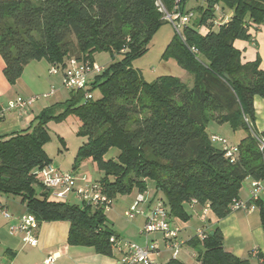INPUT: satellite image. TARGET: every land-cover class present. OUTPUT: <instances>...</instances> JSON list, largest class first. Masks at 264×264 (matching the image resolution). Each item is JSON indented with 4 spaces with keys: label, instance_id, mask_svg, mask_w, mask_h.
Returning a JSON list of instances; mask_svg holds the SVG:
<instances>
[{
    "label": "trees",
    "instance_id": "obj_1",
    "mask_svg": "<svg viewBox=\"0 0 264 264\" xmlns=\"http://www.w3.org/2000/svg\"><path fill=\"white\" fill-rule=\"evenodd\" d=\"M188 1L161 0L169 11L177 5L183 13L193 12L187 10ZM199 1L204 6L197 7L194 21L165 51L193 77L188 87L173 76L147 82L133 68L167 23L157 0H0V54L12 86L36 60L51 66L72 58L94 63L101 52L114 60L87 88L99 90L100 99L70 91L68 100L45 108L25 130L0 137V195L20 197L38 224L68 221L71 246L112 255L110 238L117 235L104 209L57 200L34 174L52 165L45 152L48 122L72 114L79 120V135L87 138L72 173L91 159L104 174L94 184L109 198L135 190L145 194L150 179L170 218L188 222L191 204L208 206L218 220L230 215L246 179L264 181V151L257 140H264V131L257 132L255 118V98L264 99V69L260 55L246 62L235 47L237 40L250 41L252 31L264 27V0ZM228 12L229 21L215 31L217 18ZM211 120L246 132L237 145V162L212 141ZM114 148L118 158L105 160ZM256 205L264 230V206L261 201ZM212 232L188 242L198 250V264H251L226 250L220 228Z\"/></svg>",
    "mask_w": 264,
    "mask_h": 264
},
{
    "label": "crops",
    "instance_id": "obj_2",
    "mask_svg": "<svg viewBox=\"0 0 264 264\" xmlns=\"http://www.w3.org/2000/svg\"><path fill=\"white\" fill-rule=\"evenodd\" d=\"M225 15L230 17L231 13L228 12L225 13ZM201 31L204 32L205 29L202 28ZM241 42L244 43L239 40L235 42V47L239 49V51H242L241 48L243 47ZM244 44H248L249 49L254 47L256 49V54L259 55L261 53L263 57L264 27L261 26L257 28L255 32L252 31L251 41ZM245 51L246 49L242 51L245 61H252V58L246 57ZM4 66L5 64L0 54V99L7 97V94L12 91L13 87L5 78L3 73ZM261 68L264 69V57ZM258 102V98L256 97L255 104ZM55 104H58V102H51L47 107ZM0 105V112H3V110L6 109L5 104L0 102ZM32 117V110L30 111L29 107L11 111L4 110L3 117L0 118V137L25 130L29 127ZM75 173L79 176L81 175L76 171ZM252 181L253 179L247 178L240 192V199L249 203H251ZM139 195L140 194L137 193L133 202H128L129 204L127 205L130 207ZM157 199L158 198H155L151 201L146 199V201L140 205L143 215H139L130 223H126L125 227L121 223L117 224V222H120V216L114 210H111L109 212L110 215H106V217L113 222L112 225H109L111 228L113 226V231H117L116 235L118 237L136 243L142 247L156 242L159 245V251L153 254V258L162 264H168L172 261V252L167 248L163 235L155 233L146 238L141 234L142 227L146 220L145 217H147L151 209L156 205ZM259 201H261L264 206V192L260 195ZM7 204V199L4 200L3 197H0V206L5 207L8 206ZM24 208V214H26V207L24 206ZM188 211L191 213L192 218L195 216L194 218L198 219L200 224V226L195 228L194 235L189 234L187 237H183V233L191 229L189 225L192 218L188 222H183L179 218H170L171 225L178 226L182 230L180 233V240L184 243L183 249L186 245H189L188 242L192 238H195L197 230H204L208 234L209 232L212 233V231L218 227L223 233L224 246L227 251L233 253L240 259L250 260L251 264L264 263V230L261 224L258 206L255 211L231 213L221 220H218L210 210L207 214H204V209L196 204H191ZM24 214L19 213L13 215L14 218L11 219L12 221H9L8 228L0 227V264H45V261L50 257L54 259L52 264H117V255L114 252L111 256H105L97 254L91 247L71 246L68 242L70 230V223L68 221L43 222L39 224V228L35 233L38 241L37 245L30 246L24 243L20 235L16 236L10 233L11 226L16 224V222H18V217ZM159 234L162 236L161 239H159ZM194 251L192 258L196 259L197 252L195 249ZM255 252L258 256L253 254ZM259 257L262 258L259 259ZM177 261L184 264L183 260L177 258Z\"/></svg>",
    "mask_w": 264,
    "mask_h": 264
},
{
    "label": "rangeland",
    "instance_id": "obj_3",
    "mask_svg": "<svg viewBox=\"0 0 264 264\" xmlns=\"http://www.w3.org/2000/svg\"><path fill=\"white\" fill-rule=\"evenodd\" d=\"M198 6H204V2L199 0H189L187 4V10L195 12L194 14L196 17V10ZM194 19L191 22H193ZM220 26V24H216L214 26V30L218 31ZM176 35H178V33L176 32L173 25L170 22H167L154 35L149 45V51L144 54L143 57L133 63V68L145 79V81L153 82L161 76H173L181 79L188 87L193 86V77L189 75L185 70H183L173 57L165 56V51L168 45ZM243 42L248 43L249 41ZM244 43H242L243 47L241 48V50L244 51V49H246V57L252 58V61H255L258 56V54H256V49L254 47L249 49V45ZM259 55L261 57V60H263L264 56L262 57L261 53ZM119 58L120 57L118 56L115 57V61L119 60ZM113 62V57H111V54L109 52H101L95 54L94 63H96L100 67L108 68ZM45 94H49V96L44 97ZM91 94L93 100L101 98V93L99 90L91 92ZM70 95L71 92L64 88L62 84V76L58 74H51L50 64L46 60H43L41 62L36 60L31 62L25 68L22 77L16 82L15 85H13L12 91L7 94L8 99L7 97H3L0 99V102L5 104L6 108L11 102H15L17 99H23L25 101L31 99L32 97H37V101L29 106V109L30 111L32 110L33 115L30 121L31 124L34 119L38 115H40V113H42L45 108H47L48 104H50L51 102H58L59 104L64 103L69 99ZM257 98L259 102L255 104L256 130L258 133H262V130H264V99L260 97ZM83 102L84 100H81L80 104H82ZM79 126V120L72 114H69L60 120H51L47 124V130L50 137L45 145V152L50 158L52 165L63 172L73 171V166L75 164L78 150L81 146H83L85 142H87V138L79 135ZM207 130L208 134H216V136L226 139L230 145L240 144L241 141L247 136L245 131H233L229 124L221 125L215 120H211L209 122ZM216 144L219 147L222 146L221 143ZM119 154L120 151L118 149H111L105 156V160H116ZM76 172L86 175L89 178L88 183L91 184L93 182L95 183L96 181H99L104 175L101 171L98 170L96 164H94L91 159L82 161L78 166ZM146 185L147 191L145 194H143L145 199H149L151 201L152 199H155L157 197L158 199L163 198V195L161 194L156 196V183L154 181L149 179L147 180ZM36 188L37 190H40L39 184L36 185ZM132 193V195L127 194L117 196L116 198H114L110 210L105 211V215L107 216L110 215L109 212L111 210L117 212L121 217H119L120 222H117V224L121 223L124 227L126 226V223H130L134 220L126 218L124 213L129 209V205H127L129 204L128 202H133V199L138 192L135 190ZM0 197H3L4 200L7 199L8 206H5L3 208L6 209L10 213V215L25 213V208L21 203L20 197L13 195H0ZM61 202L69 203V205L75 204L78 206H83L82 200L74 195H69L67 199L62 200ZM194 217L190 221L189 226L191 227V229L184 232L183 237H187V235L189 234L194 235L196 230L195 228H197V226H200L198 219ZM107 219L108 223L112 225L113 222L111 221V219ZM9 221L10 219H5L0 213V227L8 228L10 223ZM158 236L159 239L162 238L160 234ZM194 252V249H192L189 245H186L184 249H181L180 254L178 255V259L183 260L184 264H198L197 260L195 258H192V254ZM196 252L198 251L196 250Z\"/></svg>",
    "mask_w": 264,
    "mask_h": 264
},
{
    "label": "built area",
    "instance_id": "obj_4",
    "mask_svg": "<svg viewBox=\"0 0 264 264\" xmlns=\"http://www.w3.org/2000/svg\"><path fill=\"white\" fill-rule=\"evenodd\" d=\"M157 5L160 12L163 14L165 21L170 22L175 28L176 32L181 35L184 26L189 24L194 18V12L183 13L179 6H175L173 10L169 11L161 0H157ZM229 16L220 15L216 24H224L229 21ZM105 68L98 66L96 63L80 61L77 59H69L63 64H55L50 68V73L53 75L62 76V84L68 91H84L85 99H92V94L88 92L89 84L99 75L104 72ZM53 92V91H52ZM45 94L44 97H48ZM37 101V97H32L29 100L17 99L11 102L4 110L25 109ZM3 112H0V118L3 117ZM261 151H264V140L257 137ZM214 143H221L225 156L230 159L232 163L237 162L239 149L237 145H230L226 139L219 136L212 135ZM34 174L40 178L43 187L50 191L53 198L57 200H65L69 195H74L81 199L82 202L93 207H99L104 211H109L112 207L114 199L109 198L103 194L97 184L88 183L86 175H76L72 172H63L53 165L36 169ZM251 203L241 199H235L230 207L231 213L239 211L252 212L257 209L256 202L259 201L260 195L264 192V184L261 180L252 181ZM146 201L143 194H140L133 204L125 211V217L132 220L143 215L140 207ZM195 203V202H193ZM156 205L151 209L147 215L145 223L142 227L141 234L148 238L150 235L160 233L163 235L165 244L172 252V260H177L184 243L179 240L181 228L172 226L168 209L165 203L158 200ZM209 212V207L204 208V214ZM1 215L11 220L13 215L0 206ZM18 222L11 226V235H20L24 243L30 246H36L38 241L35 236L39 228L36 217L32 214L26 213L18 217ZM207 232L204 230H197L195 237L199 240L207 238ZM110 243L112 246V253L117 255V264H162L153 258V254L159 251V245L156 242L145 247L139 246L136 243L122 239L118 236L111 235ZM254 255L258 256L255 252ZM54 259L52 257L45 261V264H52Z\"/></svg>",
    "mask_w": 264,
    "mask_h": 264
},
{
    "label": "water",
    "instance_id": "obj_5",
    "mask_svg": "<svg viewBox=\"0 0 264 264\" xmlns=\"http://www.w3.org/2000/svg\"><path fill=\"white\" fill-rule=\"evenodd\" d=\"M228 78V76L226 77V79ZM212 235L214 234V232L211 233Z\"/></svg>",
    "mask_w": 264,
    "mask_h": 264
}]
</instances>
